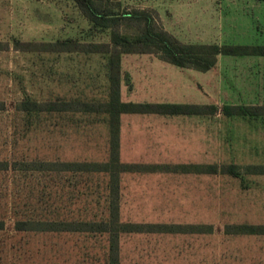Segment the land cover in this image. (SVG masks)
<instances>
[{
  "label": "rangeland",
  "instance_id": "374dc122",
  "mask_svg": "<svg viewBox=\"0 0 264 264\" xmlns=\"http://www.w3.org/2000/svg\"><path fill=\"white\" fill-rule=\"evenodd\" d=\"M146 9L156 25L185 43L264 44V1L123 0ZM72 0H0V264H109L107 232L17 231L18 220L110 221L108 172L41 171L24 162H107L106 114L54 113L31 118L16 109L39 101L109 98L107 55L23 51L15 40L74 38L90 33ZM124 27H121L123 30ZM122 97L135 102L216 104L205 116L124 114L120 159L143 171L120 178V222L181 224L204 233L119 234L120 264H264V235L228 234L231 224H264V179L246 172L264 164V117H226L225 104L264 106V57L220 56L203 72L180 68L159 53L125 54ZM237 164L240 173L199 174L186 167ZM191 168V169H192ZM122 186V188H121Z\"/></svg>",
  "mask_w": 264,
  "mask_h": 264
},
{
  "label": "trees",
  "instance_id": "16d2710c",
  "mask_svg": "<svg viewBox=\"0 0 264 264\" xmlns=\"http://www.w3.org/2000/svg\"><path fill=\"white\" fill-rule=\"evenodd\" d=\"M90 24V33L108 32L110 41H82L74 38L49 42H23L15 40L14 45L23 51L81 52L107 55L109 69V98L106 101H84L80 99L39 101L27 97L20 101L16 109L31 118L42 114L84 113L106 114L111 136V157L101 162H24L27 169L41 171H81L108 172L111 176L112 214L110 221H56V220H18L17 231L34 232H107L110 234L111 255L109 264L119 263V234L122 232L148 233H204V227L181 224H149L131 226L120 222V178L126 172L143 171L141 167L127 164L120 159L121 121L124 114H159L165 116H205L216 114V104L174 103V102H135L122 97V61L125 54L159 53L162 59L180 68L194 67L207 72L218 65L220 56H259L264 57V44H218L185 43L172 33L159 28L150 11L124 6L123 0H72ZM264 1V0H259ZM121 27H124L121 30ZM2 43H0V49ZM5 109L0 101V110ZM221 112L228 118L241 117L259 120L264 117V106L249 104H225ZM186 167L183 172L199 174L240 173L237 164H209ZM9 168V162L0 161V170ZM246 172L264 174V166L249 165ZM5 221L0 220V230ZM228 234H264V225L231 224Z\"/></svg>",
  "mask_w": 264,
  "mask_h": 264
},
{
  "label": "crops",
  "instance_id": "0c3cea01",
  "mask_svg": "<svg viewBox=\"0 0 264 264\" xmlns=\"http://www.w3.org/2000/svg\"><path fill=\"white\" fill-rule=\"evenodd\" d=\"M122 136H121V139H122L121 140V151H123V149H124V142H125L124 141V137H122ZM256 165H262V166H264V164H256ZM255 175H256V177H260L261 179H264V174L256 173ZM121 188H122V186H121ZM120 193L122 194V190L120 191ZM256 225H264V224H256ZM261 235H264V234H261Z\"/></svg>",
  "mask_w": 264,
  "mask_h": 264
}]
</instances>
